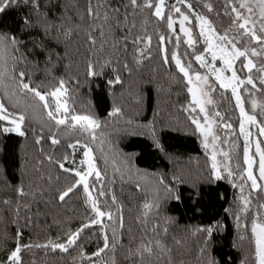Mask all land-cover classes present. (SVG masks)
<instances>
[{"label":"snow or ice","instance_id":"obj_1","mask_svg":"<svg viewBox=\"0 0 264 264\" xmlns=\"http://www.w3.org/2000/svg\"><path fill=\"white\" fill-rule=\"evenodd\" d=\"M17 13L22 15L13 19ZM137 21L141 22L139 30ZM0 25L4 26L0 28V140L15 136L28 141L31 137L39 153L30 175V161L21 151L16 185L9 183L0 168V181L15 192L14 198L0 201V249L4 252L0 264H25L24 253L34 248L45 253L75 250L73 264H99L111 252L112 264H117V246L125 247L124 205L107 186L114 183L106 171L109 160L114 175L143 195L136 216V222L143 225L142 234L137 238L129 228L126 264H264V102L257 104V95L264 97V0H222L219 10L211 0H0ZM73 46L77 52L84 49L82 72L77 65L67 79H34L32 68L41 62L47 67L69 59ZM157 57L160 70L179 86L178 95L186 91V102L179 108L183 123L171 115L165 119L159 104L151 119H138L144 99L139 72ZM65 67L71 68V63ZM81 75L88 84L106 78L104 86L112 97L106 115H98L91 107L78 111L70 105ZM117 87L121 98L127 94L134 99L132 115L116 99ZM221 102L229 105L223 112ZM236 111L238 133L230 118ZM113 128L124 134L118 140L128 135L146 137L159 164L151 170L140 168L135 153H124L118 143H112ZM168 131L184 132L199 141L204 165L197 158L198 171L194 173L188 166L192 157L184 162L166 146L163 135ZM219 131L226 135L222 137ZM61 135L72 142L63 155H56ZM46 141L53 147L52 153L44 151ZM45 175L49 189L54 188L52 199L64 204L76 197L83 213L74 229L69 226L43 243L31 239L26 243L24 229L32 225L27 198L35 199L34 179L43 184ZM219 181L231 186L233 199L222 213L210 215L208 223L181 226L183 239L173 236L174 244L182 249L177 256L168 244L177 218L164 214L167 205L190 202L194 215H202L212 201L226 199L225 194L212 191L207 193V202L204 199V186L211 188ZM5 209L11 219L4 218ZM228 219L236 260L231 255H213L217 235L228 231ZM97 231L103 244L88 253L84 239Z\"/></svg>","mask_w":264,"mask_h":264},{"label":"trees","instance_id":"obj_2","mask_svg":"<svg viewBox=\"0 0 264 264\" xmlns=\"http://www.w3.org/2000/svg\"><path fill=\"white\" fill-rule=\"evenodd\" d=\"M118 2V0H117ZM211 2L217 5L219 10L222 0H211ZM17 15H22V13L14 14L13 19ZM215 18V14H213ZM227 19L224 20L225 25L227 24ZM140 21H137V27L139 30ZM3 25H0V28H3ZM151 28V26H149ZM156 41H153V47L155 48ZM61 50H63L61 48ZM131 51V48H129ZM84 49L81 48L79 52L75 50L73 46L72 53L69 59L63 60L54 66H45L41 62L38 68H32V74L34 79L37 82L40 81H51L53 77L64 76L65 79L68 78L70 73L77 71V65L80 67V71H83V65L81 61L84 59ZM71 63V68H66L65 65ZM153 68H156L157 71L154 73ZM139 76V90L143 96V101L140 105L142 109V115L138 119L146 120L151 119L153 115V110L159 104L160 111L163 114V117L167 119L170 115L178 118L182 123L184 122V116L179 112V108L184 104L186 91L178 95L181 92L179 86L171 79V77L166 74L164 71L160 70L159 58H155L151 61L145 63L140 69ZM106 78H98L93 80L91 84L84 83V78L81 75V85L79 88L75 89L72 92L73 99L70 101V105L74 104L75 108L78 111H86L89 107L92 108L98 115L104 116L107 111L110 109L112 104V97L107 94V90L104 86V80ZM134 79V78H133ZM69 88H72V84H69ZM121 89L116 88L117 97L116 99L120 102L126 110H128V115H132V106L135 104V101L132 97H129L127 94L123 98L120 97ZM133 91H135V85H133ZM219 93L217 96L219 97ZM230 97V91L227 93ZM246 106L249 111H251V104L247 103L248 98L245 96ZM257 101L264 102V97L257 95ZM218 102H220L218 100ZM222 106L220 111L223 112L226 108L229 107L227 102H221ZM234 105V101H232ZM212 107V106H211ZM213 111L216 109L213 107ZM239 113L238 111L230 113L231 122L236 126V132H239ZM37 131H39V125H36ZM111 140L113 144H119L120 149L124 153H135L136 154V163L140 168L152 169L153 165H158L159 161L155 159V153L149 146V141L144 136L139 135H128L123 139L118 140V136H123V132H116L113 128L111 130ZM219 134L223 137L226 135L225 131H219ZM61 144L55 146V154L63 155L67 144L72 142L71 139L67 136L61 135ZM163 140L166 146L173 152L179 154L184 162L188 161V157H192L191 164L188 166L195 173L197 169V158H199V164L202 167L204 165L203 151L200 147L199 141L194 136L187 135L184 132H165L163 135ZM24 144V148L21 149V144ZM242 145V140L240 141ZM43 148L46 153H52L54 151L53 147L50 146V142L46 141L43 143ZM107 149V144L104 145ZM21 151L27 153V158L30 163L29 174L31 175V167L34 159L39 158V153L36 147L33 146L31 137L28 141H23L21 138L15 136L7 139L0 140V168L4 170V174L7 176V179L10 184L16 185L20 182V173L18 171ZM70 152L71 150L68 149ZM100 153H97L99 156ZM101 169H104L103 161H99ZM45 172H47V166L45 165ZM109 179L113 180L114 183L107 184L108 187L113 188L115 195L118 200H120L124 205V236L122 243L124 248L117 246L115 252V260L117 264H126L125 253L127 250V245L129 243L130 233L129 228H131V235L136 236L137 238L142 234L141 228L142 224L136 222L137 208L139 202L143 199V195L136 193L133 185L126 180H121L118 174L114 175L113 168L111 167V160H109V167L106 169ZM53 181L55 183L56 172L52 171ZM34 179V178H33ZM95 177H92L90 180H94ZM47 176L45 175V182L41 184L39 181L34 179L35 199H32L29 196L27 199L31 204V215H32V225L30 228L24 229V242H29L33 240L36 242L43 243L48 237L55 238L58 233L65 231L69 226L73 229L78 226L80 217L83 213L82 203L77 200L76 197H72L67 200L64 204H60L58 200L52 199L51 192L54 190L49 189L47 185ZM64 179L61 177V184H63ZM107 183V182H106ZM27 186L28 181L25 180ZM209 191L215 192L217 194L223 193L226 196V199L223 201L214 200L211 205H209L202 215H194V211L190 208V202L185 204H179L176 202H170L166 209L165 215H171L177 218V225L173 226L168 234V244L174 248V252L179 256L182 252V249H179L173 241V236L177 239H183L184 234L181 232L180 228L183 225L194 224L198 221L208 223V217L213 213H222L223 208L227 207L229 202L233 199V189L226 181H219L216 185L204 186L205 192V201L207 202ZM185 196H187L188 189H184ZM261 196L264 197V194L261 193ZM15 192L9 188H6L2 181H0V201L5 198H14ZM111 197L109 196V202ZM253 200L256 198L253 196ZM5 219H11L10 214L5 209L3 212ZM228 231L225 235H217L213 252L214 256L218 258H225L228 255H231L234 260L238 259V253L235 249L231 248L232 240V221L231 219L227 220ZM151 227V224H149ZM3 224H0V230H2ZM10 229L14 234L15 226L11 225ZM111 235V233H109ZM99 232L97 231L95 235L86 236L84 239V249L86 252L91 253L96 251L98 244L102 246V238L98 239ZM3 249H0V256H3ZM73 257H77V251H71L70 253H61L59 250L52 252L49 250L47 253L43 249H32L31 252L24 253L25 264H73ZM113 254L111 252L103 255L99 264H112Z\"/></svg>","mask_w":264,"mask_h":264},{"label":"rangeland","instance_id":"obj_3","mask_svg":"<svg viewBox=\"0 0 264 264\" xmlns=\"http://www.w3.org/2000/svg\"><path fill=\"white\" fill-rule=\"evenodd\" d=\"M259 101H257V104L259 105ZM211 107V106H210ZM257 112H259V107L257 108ZM239 113V112H238ZM262 140H264V138H261ZM251 151L252 152H254L255 151V145L253 144V146H252V149H251ZM79 156H77V162H79ZM257 159V161H258V157L256 158ZM94 177V176H93ZM92 177H90V179H91ZM264 194V193H263Z\"/></svg>","mask_w":264,"mask_h":264}]
</instances>
